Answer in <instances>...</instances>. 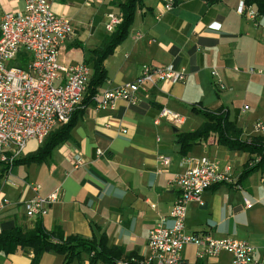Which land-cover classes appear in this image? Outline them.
I'll list each match as a JSON object with an SVG mask.
<instances>
[{"label":"crops","instance_id":"obj_1","mask_svg":"<svg viewBox=\"0 0 264 264\" xmlns=\"http://www.w3.org/2000/svg\"><path fill=\"white\" fill-rule=\"evenodd\" d=\"M49 1L52 11L69 19L72 25L71 34L60 46L59 63H86L90 80L92 51L99 49L111 34L105 30L106 15L119 13L118 3ZM238 2L175 0L172 10L159 16V0H141L126 38L103 62L107 79L94 98L135 80L143 64L183 68L184 80L146 85L135 106L121 99L104 109L97 108L96 101L82 106L85 91L78 106L82 110L75 116L69 138L42 163L14 166L12 172L16 169V176L21 166H25L26 173L15 178L11 172L8 179L13 185L2 178L1 182L10 190L0 193V199L17 205L1 212L0 222L13 219L21 226H31L35 220L25 218L21 204L33 195L29 184H38L42 196L59 191L58 201L46 216L38 219L44 229L59 226L65 236L89 239L93 236V224L105 234L107 245L122 249L119 260L128 256L145 260L149 256V230L160 218H164V226L172 224L170 211L178 196L173 178L183 170L179 161L184 157H207L221 168L229 166L235 182L217 184L204 191L203 205L189 203L185 231L206 233L215 239L246 241L254 247L251 264H264V169L242 176L249 154L219 144L215 133L193 143L184 155L177 142L180 134L195 131L205 122L194 107L226 108L229 121L241 129L242 139L264 137L261 134L264 132L253 126L262 120L250 126L242 113L248 106L244 105L247 108L243 110L244 106L235 104L241 96L258 92L255 79L264 80V76L251 72L264 70V16L256 14L250 18L239 14ZM24 6L25 0H0V16L4 12L22 11ZM251 9L256 13L254 6ZM63 55L70 56L68 61L62 60ZM216 79L222 83V89H218ZM259 93L264 94L262 90ZM163 110L178 113L184 118L183 123L174 126L161 118ZM43 141L30 139L18 159L35 152ZM159 155L170 157V165L161 167ZM74 156L81 159L78 167L72 164ZM158 168L162 171H157ZM245 201L250 204L248 207ZM100 232L95 230L97 236ZM181 255L186 264L198 260L193 245H186ZM31 257V253L20 250L0 252V264H30ZM88 259L82 253L79 261L70 264H89ZM199 260L204 264H229L230 255L220 252ZM63 261V255L45 252L39 264H64Z\"/></svg>","mask_w":264,"mask_h":264},{"label":"built area","instance_id":"obj_2","mask_svg":"<svg viewBox=\"0 0 264 264\" xmlns=\"http://www.w3.org/2000/svg\"><path fill=\"white\" fill-rule=\"evenodd\" d=\"M159 1V16L172 10L175 4V0ZM237 12L250 18L257 14L244 0H239ZM121 20L120 13H108L105 30L114 32ZM71 32L70 20L55 14L49 0H25L22 11L4 12L0 16V162L8 166L5 183L12 184L8 179L12 172L11 162L21 154L27 142L34 139L40 143L54 128L66 124L86 91L89 66L84 62L62 65L58 61L60 46ZM21 56L26 57L23 67L19 65ZM14 62L16 64H12ZM251 72L264 76V70ZM184 78L183 68L177 69L171 64H143L135 80L104 91L94 101L99 109L108 108L119 99L135 106L146 85L163 81L173 84ZM216 84L218 89L223 88L217 79ZM246 108L244 106L243 110ZM160 117L174 126H180L184 121L178 113L167 110L161 111ZM254 129L264 132V123L256 122ZM157 159L161 167L170 165L168 156L159 155ZM80 163V157L72 158L74 167ZM178 165L183 170L173 178L178 196L170 211L171 226H164V218H160L149 230L147 259H122L116 264H186L181 255L186 245L195 246L198 259L226 252L230 255L229 264H251L254 247L246 241L229 237L215 239L206 233L185 231L189 203L203 205L204 191L217 184L235 182L229 166L221 168L207 157H184ZM29 187L33 195L21 205L26 218L37 220L46 216L49 208L58 201L59 191L42 196L38 184H29ZM14 205L17 203L0 199V213ZM249 205L245 201V206Z\"/></svg>","mask_w":264,"mask_h":264},{"label":"trees","instance_id":"obj_3","mask_svg":"<svg viewBox=\"0 0 264 264\" xmlns=\"http://www.w3.org/2000/svg\"><path fill=\"white\" fill-rule=\"evenodd\" d=\"M118 3L119 13L122 20L105 40L104 44L97 50L92 51L91 58L92 75L87 84L86 94L81 102L82 106L94 103L93 98L97 95L99 87L106 81L107 73L103 66L105 58L111 55L115 47L127 36L128 29L132 24L134 13L137 7H141V0H115ZM247 7L254 6L258 15L264 16V0H244ZM26 57L19 58V65L23 67ZM77 108L70 120L51 132L43 141L42 145L33 153L24 158H16L11 162V167L17 165H28L30 163H42L58 145L69 138V131L74 125L75 116L81 112ZM205 119L203 125L192 132L183 133L178 136L177 142L180 144V153L184 155L191 145L201 139H205L209 134L215 133L217 142L229 149H240L250 156L244 166L242 176H246L257 169H264V137L250 136L241 138L242 131L228 119L226 108L207 110L206 108H193ZM8 166L0 162V183L5 178ZM26 218V216H25ZM28 219V218H26ZM93 229L92 238H84L79 235L65 236L59 226L51 230L44 229L41 220H35L31 226H21L13 219L2 220L0 224V252L4 254L14 253L20 250L23 253H31L30 264H39L42 254L54 252L63 255L64 264H70L73 260H80L81 254L88 255L89 264H116L123 256L120 247L107 245V239L99 228L91 224ZM95 230L100 232L97 236ZM128 256L125 259H129ZM194 264H204L197 260Z\"/></svg>","mask_w":264,"mask_h":264},{"label":"rangeland","instance_id":"obj_4","mask_svg":"<svg viewBox=\"0 0 264 264\" xmlns=\"http://www.w3.org/2000/svg\"><path fill=\"white\" fill-rule=\"evenodd\" d=\"M61 58L64 61H68V59L70 58V56H64L63 55V56H61ZM12 64H16V62H14ZM12 64H10V65H12ZM254 82L256 83L255 85L257 86L258 92L257 93L256 92H250L246 96H241L239 98V100H237L235 102V104L236 105H239V107H243L244 105H247L248 106V109L245 110L242 113H245L243 115V119L246 121V123H248V121H249L250 126H252V123H254L256 120L257 121H259V120L264 121V94H262V96H260V93H259V90H262V92H264V80L258 78V80L255 79ZM233 97H234V95H233ZM262 123H264V122H262ZM254 124H253V126H254ZM251 128H250V130H251ZM261 134H264V133H261ZM19 156H17L16 158H18ZM24 167L25 166L18 167V169H17L18 170L17 171L18 172V174H17L18 176H16V169L12 172V175L15 178L16 177L21 178L22 176H24V173H26L24 171ZM14 181H15V179H14ZM0 187H1L0 193H3V194L6 193V192H8L10 190L9 187L7 185L3 184L2 182L0 183Z\"/></svg>","mask_w":264,"mask_h":264},{"label":"water","instance_id":"obj_5","mask_svg":"<svg viewBox=\"0 0 264 264\" xmlns=\"http://www.w3.org/2000/svg\"><path fill=\"white\" fill-rule=\"evenodd\" d=\"M175 130V129H174Z\"/></svg>","mask_w":264,"mask_h":264}]
</instances>
